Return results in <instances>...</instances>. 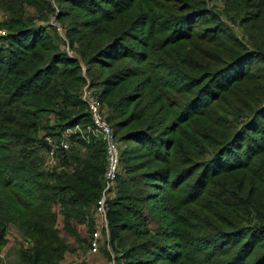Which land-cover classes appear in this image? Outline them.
<instances>
[{
	"label": "trees",
	"instance_id": "trees-1",
	"mask_svg": "<svg viewBox=\"0 0 264 264\" xmlns=\"http://www.w3.org/2000/svg\"><path fill=\"white\" fill-rule=\"evenodd\" d=\"M94 1L100 5L91 0H68L67 3L90 18L92 28L87 29L91 32L78 35V40L86 38V43L80 46L79 57L82 61L86 60V78L91 88L101 89L98 100L102 104L107 101L111 112L123 110L122 116L114 120L108 121L105 117L116 140L126 145L119 159L122 171L120 174L117 172L105 199L106 245L112 250L114 264H157L163 260L170 264H247L248 259L253 258L256 245L264 241V226H243L253 211L249 198L225 190L226 184L221 185L223 195H230L235 201L231 208L224 206L221 209L237 223L236 228L230 226L225 230L211 225L215 216L213 208L204 207L203 213L196 216L193 209L188 207L190 202L187 200L177 216L178 204H174L168 196L188 178H194L200 167L203 168L202 173L206 174V183L204 179L201 186L197 185L200 187L199 194L195 192L190 195H196L195 198L204 189L210 191L213 186L212 181L218 175L215 171L219 169L212 170L211 165L218 164L220 173L246 166L249 158L241 162V147L232 143L242 129L237 128L234 134L232 126V121L238 122L240 114L225 111L229 119L231 115V121L224 122L222 132L200 123L204 132L197 134V141H200V154L207 160L201 166L193 167L189 165L192 163L190 152L195 145H184L186 128L176 146L172 142L165 143L160 136L153 137L155 130L150 125H162V118H157L155 122L151 120V124L142 123L143 128H131L136 120L131 112L127 115V111L138 96H125L109 102L118 84L115 79L120 75L114 72L105 75L104 72L108 71L105 60H137L148 63L151 69L155 66L157 71L171 75L174 82L168 81L165 75H156L153 70L144 71L143 74H136L134 70L127 79L148 74L156 86L162 85L176 95L183 94L188 83L196 85L202 80L206 98L210 97L208 93L213 85L221 94L223 89L218 85L224 79L237 75V82L248 81L251 60L264 62V28L262 31L251 28L254 22H261L259 16L250 15L245 21L238 22L235 20L236 11L246 14L242 5L248 0H224L223 14L228 20L237 21L241 26L249 25L246 30L252 49H255L250 54L232 29L224 26L213 8L208 7L206 0ZM57 2L60 4L61 0ZM44 3L45 0H0V9L9 16L7 21L0 24V28L8 32L0 37L4 41V46H0V141H4L0 144V152L3 151L0 154V247L11 229L27 240L30 244L26 241V247L20 243L22 251L19 252L18 264H62L69 246L61 233L76 243L86 242V239L79 238L78 227L85 225L89 233L93 231L95 222H98L96 204L107 186L106 146L102 137L90 132L84 135L74 132L75 128L85 130L92 126L88 108L80 96V88L85 85V80L78 62L59 48L50 46V39L43 37L44 30L28 28L45 17L26 16L23 6L43 8ZM117 4L122 7L117 9ZM92 5L93 8H88ZM133 7L139 14L137 17L132 15L129 23L116 29L109 28L111 35L116 36L111 37L99 27V22H103L106 16H119L121 9L128 11ZM44 11L56 15L50 4H46ZM62 17L57 14L58 21ZM146 30V37L138 41L143 48L142 54H132L127 45L131 40H136L137 33ZM75 35L73 28L65 35L70 48L74 46ZM160 41L167 47L177 43H187L189 46L187 50L166 56L167 60H163L156 51V44ZM169 59L171 66H168ZM203 64L206 69L198 73V67ZM161 80L166 81L165 84H161ZM260 93L263 105L251 113L245 125L252 126L250 130L254 132H257V126L262 125L260 121H264V88ZM217 101L219 94L212 95L210 105ZM188 110L187 105L182 113H188ZM47 114L55 116V124L48 123V118H44ZM121 117L122 120H119ZM189 121L186 118L182 125ZM41 130L56 138L66 130L73 131L68 137L69 148L57 155L59 167L51 172L40 170L44 157L41 160L32 145ZM156 130L160 131V128ZM120 131L125 134L119 138ZM204 133L208 134L209 141L201 142ZM215 133L219 134V141L212 138ZM258 138L264 142V128H260L254 138L247 135L243 138L246 143L244 160L252 151V144L247 142L253 143ZM40 147L44 148L45 154L47 146L44 140ZM10 148H14L11 156L7 153ZM231 161L235 167L228 164ZM225 167L228 169L223 170ZM202 173L198 182L202 179ZM207 185L209 189L205 188ZM151 190H155L156 195L149 192ZM161 209L164 215L159 214ZM202 214L208 219H203ZM59 217L60 231L56 227ZM190 220L196 222L190 223ZM200 230L203 234L205 230L212 232L198 237ZM90 237L92 239V235ZM212 238L220 240L214 242ZM256 262L250 264H264V252Z\"/></svg>",
	"mask_w": 264,
	"mask_h": 264
},
{
	"label": "rangeland",
	"instance_id": "rangeland-1",
	"mask_svg": "<svg viewBox=\"0 0 264 264\" xmlns=\"http://www.w3.org/2000/svg\"><path fill=\"white\" fill-rule=\"evenodd\" d=\"M68 0H61V3L59 4L57 0H45V3L43 4V8H31L29 6H23V9L25 11L26 16H35L36 18L45 17L44 20H37L34 22V25L28 28H36V29H42L44 30L43 37L49 38L51 41L50 46L59 48L60 51L65 52L72 60H76L78 62V65L81 69V74L85 80V85L80 88V96H82L84 91H89L91 94H93L95 97L98 98L99 92L101 91L100 88H91L92 86L89 84V80L86 78V67L84 64H86V60L82 59L80 60L79 53L81 49V45L83 43H86V38H84L82 41L78 40V35L80 34H88L91 32L90 29L92 28L90 23V18H88L86 15L75 11L74 6L72 4L67 3ZM79 1V0H75ZM92 2H95L94 0H91ZM233 2V0H231ZM208 7L213 8L214 12L218 15V17L223 22L224 26H227L232 29L234 35L238 38L240 43L245 46L248 50H250V54H253L255 52V49H252L251 42L249 41V35L246 30V28H249V25L241 26L239 25V20L245 21L248 16L253 15V17L260 18L261 22L256 24V22L253 23L251 28H255L254 30H263L264 28V0H248L245 4L242 5V9L246 10V14L239 13V11H236V23L233 21H229L228 18L223 14V11L225 10V2L224 0H206ZM99 6V2H95ZM7 4V3H6ZM11 4V3H8ZM46 4H50L52 9L55 11L56 15H53L51 13H46L44 11V8L46 7ZM237 4V3H236ZM94 5V4H93ZM92 6H88V8H93ZM117 9L121 8L122 5L117 4L115 6ZM102 8V7H99ZM234 8V7H232ZM236 10V8H234ZM119 16H106V19H104L103 22H99V27L102 28V31L107 32L111 35L110 29L112 28H119L120 26H123L131 20V16H138L139 14L134 9H130L126 11L125 9L120 10ZM57 14L62 15L61 21H58ZM233 13H231L232 15ZM9 19L8 14L3 13V11L0 9V24L2 22L7 21ZM208 26H211V24H208ZM70 28H73L76 32V35L74 37L75 43L73 48H70L69 43L65 37V35L68 33V30ZM109 31H107V30ZM113 29L112 31H114ZM155 29H158L155 27ZM8 32L0 28V37L7 35ZM147 35V30L143 33H137L136 34V40H131L129 44L127 45L131 49L132 54L140 53L142 54L143 48L139 45L138 41L143 40ZM116 36V34L111 35V37ZM47 40V39H46ZM45 40V42H46ZM1 41V40H0ZM152 43V42H150ZM156 43V42H154ZM165 44V43H164ZM104 45V44H103ZM187 43H177L175 46L170 45L171 47H167L166 45H163V43L160 41L156 44V51L157 54L162 57L163 60H167L166 56H173L176 52H181L183 50H187ZM0 46H4V41L0 42ZM189 46V45H188ZM172 48L173 50H171ZM146 49V48H145ZM79 51V52H78ZM166 54H164V53ZM141 58V56L139 57ZM252 66L250 67V75L248 81H242L237 82L238 77L232 76L230 79H224L219 85V88H222L223 91H218L217 87L213 85L210 88V92L208 93L210 97L206 98V95H203L205 90V83L201 80L196 85H192L191 82L188 83L184 87V93L183 94H173L170 93L166 88L162 87V85H155L151 80L150 76L147 75H140L134 79H127V76L134 73V70H136V74H143L144 71H151L156 73L158 76H166V79L169 78L168 81L173 83L174 81H171V75L168 76L163 72H159L156 70V67L154 66L153 69L148 67V63H139L137 60H129V59H121V60H113L108 59L105 60V66L108 67V71H103L105 75H108L111 72H114L115 74L120 75L115 79V83L118 82V84L115 86L113 95L110 97L109 102L118 101L121 98L125 96H138V99L132 104V106L129 107L127 111V115L131 112L133 119L136 121L131 124V128H143V125H146L148 123L151 124V120L153 122L157 121V118H162L163 123L162 125L152 127L154 128L153 137L160 136L162 141H165V143L172 142L175 146L180 141L181 135L185 130L184 136L186 137V141H183L184 145L188 146V144H194L195 147L190 152V159L192 160V163L189 164L193 167H198L203 164L207 159L203 157L200 154V141H197V134L203 131L202 125L208 124L209 128L216 129L218 132H222V129L224 127V122L226 120L231 121V115L230 119L228 117V114H224L225 111L230 110L235 114H240V117L238 119V122L232 121L233 126V132L236 134L237 128H242L240 132H238V135L234 138L232 143L236 146H240L242 150V159L241 162H245L246 158H249V161H246V166L242 169L230 171L228 168H224L223 170H226L225 172H219L220 166L218 164H214V166L211 165V169H219L215 171L218 173V175L214 178L213 186L209 190H203L202 194L195 198L196 195L200 192L201 181L205 179L204 184L206 183V174L202 173V167H200V170L198 169V173L194 178H188L183 185H181L177 191L170 192L168 194L169 198L173 200L174 204H178L177 208V216H179L183 210V206L185 205L184 201H189L188 204L189 208L193 209V213L196 214V216L200 213H203L202 208L204 207H210L213 208V214L215 216L213 217V221L211 225L218 226L219 229H225L227 227L233 226L234 228L237 227V223L233 221V219L226 216L227 213H224L221 208L224 206L226 208H231L230 205H235L234 199H231L230 195H223V188L221 187L222 184H226L225 190H228L230 192H236L237 195L242 196L244 198H249L251 202V208L253 211L250 212L248 216V222L245 223L243 226L246 227H256L257 224L260 226H264V142L261 141V139H257L252 144L251 150L248 152L247 157L245 156L244 160V150L246 148V143L244 142V137L250 136L251 138H254L257 136L258 131H260V128H264V121H260L262 125L259 127L257 126V132L251 131L250 128L252 126H245L247 121L251 118V113L254 112L256 109H259L263 105V97L261 96V90L264 88L262 87V81H264V62L257 61L256 59L251 60ZM197 62V61H196ZM172 63L169 59L168 66H171ZM206 69L205 64L200 65L198 67V73L203 72ZM97 73V72H96ZM188 74H191V72H188ZM158 79V78H157ZM160 80V79H158ZM235 81V82H233ZM120 82V83H119ZM166 81L161 80V84H165ZM170 83V84H171ZM200 84V85H199ZM230 88H227V87ZM179 90V89H178ZM192 93V95H190ZM214 94H219V101L216 103H211V97ZM201 98V100H200ZM100 101V100H99ZM177 102V103H175ZM102 104V103H101ZM188 105L189 112L182 113V109ZM183 107V108H182ZM195 109L193 110L192 108ZM103 108V118L106 121L105 117H107V120L110 121V119H116L117 117L122 116L123 110H119L116 112H111L109 110L108 102L103 101L102 104ZM192 109V111H191ZM237 113H236V112ZM196 114V116H195ZM230 114V113H229ZM130 115V116H131ZM48 118V123L50 125H53L56 123V120H54V115H44V118ZM189 118V122L182 125V122ZM122 120V117L119 119ZM194 121V123H192ZM107 123V121H106ZM192 123V125H191ZM112 124V123H110ZM109 126V124L107 123ZM190 126V127H189ZM110 127V126H109ZM156 128H160V131H157ZM111 129V128H110ZM249 129V130H248ZM77 132H79L81 135H84L86 132L89 131V129L83 130L81 127L75 128ZM112 132V129H111ZM71 133V131L66 130L61 133L59 137H52L54 142L58 144V142L62 139V135H66ZM113 134V132H112ZM125 134L124 131H120L118 133V137L120 138ZM114 135V134H113ZM208 134L204 133V135L201 136V142L209 141V137H207ZM48 136L46 135V131H39L36 137V140L32 143L33 148L38 151V157L43 160L44 154L43 149L40 147V143L44 140V137ZM51 137V136H50ZM117 139V137H115ZM215 141H219L220 136L219 134L213 135L212 137ZM257 138V137H256ZM4 141H0V144H2ZM114 144V142H113ZM116 145V154H117V164H116V170L120 174L122 171L121 165H120V154L125 149V144L118 142L115 140ZM9 147V146H8ZM7 153L9 156H11L14 153V148L7 149ZM121 150V151H120ZM163 150V149H161ZM64 151H56V155L59 156V154ZM0 154H3V151L0 152ZM230 164L232 167H235L236 165H233V161H231ZM181 169H186V167H180ZM40 170H43L40 169ZM44 171V170H43ZM202 173L201 177L202 179L198 182V178L200 174ZM177 179V178H176ZM198 182L196 185L195 183ZM113 184V183H112ZM110 185V187L112 186ZM209 185H207L205 188H208ZM112 188V187H111ZM110 189V188H109ZM238 189L240 191H238ZM153 193V195H156L155 190L149 191ZM193 197L190 195L195 193ZM110 196V195H109ZM176 198H175V197ZM190 198H193L190 199ZM178 201V202H177ZM220 202L223 204H220ZM153 204V203H152ZM154 206V204H153ZM151 208V207H150ZM161 213V214H160ZM160 215H164L163 210L159 212ZM97 215V214H96ZM203 219H208L204 214L201 215ZM99 219V216H97ZM217 218V221H215ZM263 219V221L261 220ZM100 220V219H99ZM223 220L225 223H223ZM195 223L196 221H191L190 223ZM263 222V223H262ZM168 223H170L168 221ZM96 225H94L93 231L89 233L86 226H80L78 227L79 230V238L80 239H86V242L84 244L82 243H76L72 238H68L64 234L61 233L62 239H64L68 246L69 251L65 254L64 259L62 261V264H81L82 262H85L86 264H114L112 254V250L106 245L108 242V237H105L103 234L104 232H101V239L100 241V248H98V251L95 254L90 253V239L91 235L96 230H101V225L98 222H95ZM225 227H222V225ZM242 225V224H241ZM57 229L60 231L61 226V219L60 217L57 220ZM172 226H170L171 228ZM226 230V229H225ZM212 231H203L200 230L199 233H197V236L205 237ZM207 233V234H206ZM91 234V235H90ZM206 234V235H205ZM205 235V236H204ZM264 236V233H263ZM216 240L215 238H212L211 241ZM220 239L216 240L219 241ZM27 240H24L23 237L18 236L15 230L11 229V232L8 233L6 236V239L4 241L3 246L0 247V261L1 264H18L19 263V252H21V244L22 243L25 247L28 246ZM214 241V242H216ZM171 242H174L173 240ZM30 244V243H29ZM89 244V245H88ZM170 244V243H168ZM220 245V244H219ZM256 250L253 254V258L248 259L247 264L250 263H257L259 256L264 252V241L260 242L258 245H256ZM212 248V246L210 247ZM226 248V247H225ZM143 256V255H142ZM145 256V255H144ZM148 258L149 257H144ZM157 264H170L167 260H163L158 262Z\"/></svg>",
	"mask_w": 264,
	"mask_h": 264
},
{
	"label": "built area",
	"instance_id": "built-area-1",
	"mask_svg": "<svg viewBox=\"0 0 264 264\" xmlns=\"http://www.w3.org/2000/svg\"><path fill=\"white\" fill-rule=\"evenodd\" d=\"M81 100L85 103L88 108V112L90 114L92 126L88 127V132L92 135L97 136L100 135L105 142L106 146V161L107 167L105 171V180H106V188L104 189L102 196L98 200L96 204V214L99 216L98 223L101 225V230H96L90 242V253L95 254L99 248V240L101 239V232L104 231L105 237H108V229H107V220H106V209H105V199L107 191L110 188V185L114 182L116 178V164H117V154H116V145L115 144V136L112 134L110 127L107 125L106 121L102 115V105L97 97L91 94L89 91H84ZM71 131V130H69ZM76 130H74L75 132ZM73 131H71L72 133ZM66 134L61 136V140L56 144L52 137L45 136L44 142L47 146V149L44 154V161L42 168L44 171H53L59 167V160L56 155V151H66L69 148V135ZM114 142V144H113Z\"/></svg>",
	"mask_w": 264,
	"mask_h": 264
}]
</instances>
